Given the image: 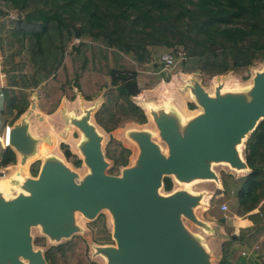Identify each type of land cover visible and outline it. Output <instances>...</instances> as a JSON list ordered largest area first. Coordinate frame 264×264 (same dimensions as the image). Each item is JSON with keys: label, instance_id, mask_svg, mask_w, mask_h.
<instances>
[{"label": "trees", "instance_id": "16d2710c", "mask_svg": "<svg viewBox=\"0 0 264 264\" xmlns=\"http://www.w3.org/2000/svg\"><path fill=\"white\" fill-rule=\"evenodd\" d=\"M177 47L184 51V73L231 71L249 79L250 68L264 60V0H0L5 76L0 112L13 124L30 106L33 91L47 113L62 98L73 100L79 93L90 100L103 90L104 101L94 113L98 125L109 130L127 119L145 123L146 114L133 99L140 93L137 76L159 65L154 48L171 49L177 58ZM61 146L80 166L68 145ZM105 153L117 171L128 164L131 150L111 139ZM243 154L249 173L236 179L222 174L223 189L216 191L235 196L238 217L264 202V119L248 136ZM16 160L10 147L0 150V168ZM172 185L170 177L163 178L164 190ZM258 240L264 246V229ZM87 252L86 241L74 237L48 247L44 256L48 264H93ZM228 258L223 249L219 264Z\"/></svg>", "mask_w": 264, "mask_h": 264}, {"label": "water", "instance_id": "95a60500", "mask_svg": "<svg viewBox=\"0 0 264 264\" xmlns=\"http://www.w3.org/2000/svg\"><path fill=\"white\" fill-rule=\"evenodd\" d=\"M197 74L185 78L183 88L201 110L182 119L174 107L149 105L147 112L167 153L149 131H130L139 152L134 164L129 165L128 159V166L118 175L106 173L108 158L103 137L91 122L93 111L86 109L80 118L72 119L86 137L80 151L90 172L79 179L63 162L47 159L36 177L24 179V192L7 199L0 190V264H48L44 252L34 248L31 228L40 226L50 240L60 242L79 230L76 213L93 220L103 209L111 214L115 245L96 246L95 254L103 255L106 264H210V253L184 224L187 219L204 228L206 223L197 217L195 208L206 196L186 190L162 194L159 189L164 177L174 176L177 182L208 180L216 188L220 184L222 190L214 163L249 173L243 149L264 119V69L256 71L251 84L240 91L223 92L218 84L209 93L197 81ZM36 99L33 92L31 110L37 108ZM44 140L50 141L48 134ZM8 143L20 156V164L32 157L37 139L30 122L21 119L11 124ZM212 196H207L208 202ZM218 220L226 223L225 216Z\"/></svg>", "mask_w": 264, "mask_h": 264}, {"label": "rangeland", "instance_id": "374dc122", "mask_svg": "<svg viewBox=\"0 0 264 264\" xmlns=\"http://www.w3.org/2000/svg\"><path fill=\"white\" fill-rule=\"evenodd\" d=\"M12 14L13 17L16 16V12H13ZM169 50L171 49L154 48L152 50L153 61L159 63V55L164 52H171ZM176 50L178 55L177 58L184 57V51L181 47H177ZM263 69L264 60L250 68L251 74L247 81H243L239 76L231 71L215 76H202L199 73L196 75V78H198L197 81L209 93H213L215 86L218 84H222L223 92L240 91L246 90V88L251 84V77L254 75V73ZM157 70L158 68L156 66L153 67L151 65L148 66L143 72L150 71L156 73ZM179 70H181V63H178L170 71L164 74L156 73L155 76L159 78L162 77L164 80H166L171 78L173 74H176ZM0 71L2 72L1 58ZM194 74L196 73H191V76L187 79H190ZM184 80L185 79L183 78L173 79V83L170 84V86L152 90L151 95L149 96V105L157 109L162 107L171 108L173 106H178L180 103H184L186 101L185 95L177 92V89H179V91L184 90ZM144 82L145 80L140 81L143 86L145 85ZM33 92H36L37 94V91ZM103 101V90L90 100H86L81 94L77 93L73 100L62 98L60 103L55 108H53L51 112L46 113L39 109L38 99H36L34 103L37 105V108L31 110L30 107H28L24 115L20 116L21 118L17 119L15 122H19L21 119H26L28 122H30L32 135L37 139L36 149L37 146L42 143L40 147L44 148L45 146H48L49 152L47 154L44 152H42V154L39 153L36 158L34 156L31 157V161L25 167L26 177L23 179L15 177L16 172L20 168V156H17L16 163L1 167L0 178H7V180H5L7 181L8 185V189L6 191H2L4 197L9 199L16 196L18 193L24 192V190L21 188V184L24 179L27 177H36L32 175L31 171L33 169H37V171H39L42 162L47 159H56L63 162L66 166L78 174L79 179L83 178L87 173L90 172L89 168L83 163V155L80 151V145L86 141V137L77 127L71 123L72 119H77L84 115V110L86 109H91L93 111L91 122L96 126L98 132L103 137L102 146L105 151L106 146L111 139L115 140L116 142H120L123 146L131 150V153L128 157L129 165L134 164L136 156L139 152L136 142L133 141L129 136L130 131H149L152 139L161 147L164 153H167L166 146L158 135V131L152 120V116L147 112L148 106L145 107L148 114V118L145 123L140 124L133 120L127 119L121 122L119 126L106 130L98 125L94 118V113L98 110ZM138 101H142V97L139 98ZM189 103L190 102L187 103V106L194 113H197L201 110L198 105L193 103H190L194 105L192 108H190L188 105ZM1 106L2 99L0 98V109ZM37 114H40L42 120H40ZM10 121L11 118L4 117L0 112V133L4 132L5 125L10 124ZM47 134L52 136L53 142L50 143L52 145H49V143H44L46 142L44 141V137ZM63 143L67 144L72 153L77 155L82 160L80 166H74L72 162L64 156V147L61 146ZM112 165V160L108 159L106 173L118 175L121 173L122 169H124L123 166H119L117 171H112ZM212 168L218 174L220 179L224 173H230L235 179L245 174L244 171L233 170L225 164L214 163ZM169 177L173 181L172 189L170 191H166L161 187L159 189V193L166 194L172 190H186L193 194L202 193L206 196L203 203L195 208L197 217L206 223L204 228L197 226L187 219H184V224L192 234L198 237V239L204 244L205 248L210 253V264H219L221 262L223 249H227L229 252V262L227 264H264V246L258 240L262 229H264V204H262L257 211H253L249 215L240 217L241 219H248L252 221V226L248 228H240L239 224H236V226L233 227L231 222L233 221L232 217L234 214L233 210L235 208V196H227L226 194L224 195V193H216V184L208 180L177 182L174 176ZM211 194L213 195L211 198L213 199V204L211 203V199L209 202L207 201V196ZM222 204H226V211H221L220 207ZM223 216L226 217V223L224 224L218 220ZM76 224L78 225L79 230L70 239L74 237L83 238L88 244L87 254L90 261L93 264H106L107 260L103 255L95 254V247L115 245V241L112 238V217L110 212L107 209H103L93 220L84 217L81 213H76ZM31 235L34 248L40 249L43 252H45V250L52 245H57L69 240L63 239L60 242L52 241L43 234L40 226H33L31 228Z\"/></svg>", "mask_w": 264, "mask_h": 264}, {"label": "crops", "instance_id": "0c3cea01", "mask_svg": "<svg viewBox=\"0 0 264 264\" xmlns=\"http://www.w3.org/2000/svg\"><path fill=\"white\" fill-rule=\"evenodd\" d=\"M156 67H158L157 65H155ZM155 72H150V71H146V72H141L138 74L137 76V82H138V86L140 88V93L135 96L133 99L134 101L140 105L146 112L145 107L149 106L150 102V95L152 90H156V89H160V88H164L165 86H170V84L173 83V79H185L187 77H189L191 74L188 73H184L181 70H179L176 74H173V76L171 78H168L166 80H164L162 77H157L155 76ZM141 80H145L144 82V86L143 84L140 83ZM1 91V90H0ZM177 92L180 94H184L185 95V99L186 101L184 103H180L178 104V106H173L175 110V112L182 118V119H188L190 116H192V110L188 108L187 103H194L193 100L189 97L188 91L185 90H180L177 89ZM142 97V101H138L139 98ZM2 99V97H0ZM147 113V112H146ZM3 132V131H2ZM2 133H0V137H1ZM3 149L0 145V150ZM221 185L218 184L217 185V189H220ZM264 204V202H262L259 207ZM258 208H256L254 211H257ZM233 221L232 226L235 227L236 224H239L240 228H248L250 226L253 225L252 221L248 220V219H241L240 217L236 216L235 214H233Z\"/></svg>", "mask_w": 264, "mask_h": 264}, {"label": "built area", "instance_id": "2783aa9c", "mask_svg": "<svg viewBox=\"0 0 264 264\" xmlns=\"http://www.w3.org/2000/svg\"><path fill=\"white\" fill-rule=\"evenodd\" d=\"M159 60V65H158V70L156 73H166L173 69L178 63H182V61L185 60V57L182 58H176L175 55L172 52H164L159 55L158 57ZM4 73L0 71V97H2V89L4 87ZM11 124H6L4 128V132L2 133L0 137V145L2 148L9 147L8 143V132L10 129ZM221 211H226L227 206L226 204L221 205Z\"/></svg>", "mask_w": 264, "mask_h": 264}, {"label": "bare ground", "instance_id": "6f19581e", "mask_svg": "<svg viewBox=\"0 0 264 264\" xmlns=\"http://www.w3.org/2000/svg\"><path fill=\"white\" fill-rule=\"evenodd\" d=\"M38 117L40 118V120H42V118H41V116H40V114H38ZM67 130V129H66ZM49 140L50 141H46V140H44V141H46V142H44V143H49V145H52V144H50V143H52L53 142V140H52V136H50L49 135ZM42 143H40L38 146H37V149H36V153L33 155L35 158L39 155V153L40 154H42V152H44L45 154H47L48 152H49V147L48 146H45L44 148L43 147H40V145H41ZM40 147V148H39ZM45 149H46V152H45ZM31 157L30 158H28L27 160H26V162L24 163V164H20V168H19V170L16 172V174H15V177H17V178H19V179H23L24 177H26V173H25V167L28 165V163L31 161ZM7 178H0V190L1 191H6L7 189H8V185H7Z\"/></svg>", "mask_w": 264, "mask_h": 264}]
</instances>
